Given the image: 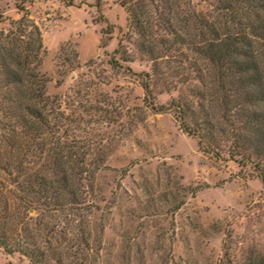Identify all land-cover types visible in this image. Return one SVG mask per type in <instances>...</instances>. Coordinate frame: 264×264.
<instances>
[{
	"label": "rangeland",
	"instance_id": "obj_1",
	"mask_svg": "<svg viewBox=\"0 0 264 264\" xmlns=\"http://www.w3.org/2000/svg\"><path fill=\"white\" fill-rule=\"evenodd\" d=\"M152 1L0 0V37L29 39L38 27L37 71L93 171L87 209H29L30 223L74 222L66 227L85 239L86 259L65 264H264V161L245 160L233 138L214 152L187 132L172 107L176 90H155L154 106L145 100L152 61L135 49L128 8L153 22ZM178 3L210 10L216 0ZM0 264L31 263L0 253Z\"/></svg>",
	"mask_w": 264,
	"mask_h": 264
},
{
	"label": "trees",
	"instance_id": "obj_2",
	"mask_svg": "<svg viewBox=\"0 0 264 264\" xmlns=\"http://www.w3.org/2000/svg\"><path fill=\"white\" fill-rule=\"evenodd\" d=\"M153 3V22L128 8L135 49L152 61L145 100L154 106L155 90H176L172 107L187 132L214 152L221 139L233 138L245 160L263 162L264 0H216L210 10L183 8L178 0ZM31 26L29 39L0 37V253L31 264L84 262L85 239L66 227L74 222L57 228L28 216L29 209L51 215L87 209L84 180L93 175L81 166L85 152L68 138V118L37 71L42 41ZM212 106L227 127L214 122Z\"/></svg>",
	"mask_w": 264,
	"mask_h": 264
}]
</instances>
